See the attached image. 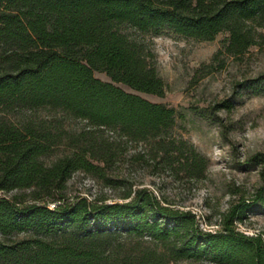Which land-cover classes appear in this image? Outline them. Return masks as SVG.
<instances>
[{
  "label": "trees",
  "instance_id": "obj_1",
  "mask_svg": "<svg viewBox=\"0 0 264 264\" xmlns=\"http://www.w3.org/2000/svg\"><path fill=\"white\" fill-rule=\"evenodd\" d=\"M130 29L200 40L227 32L214 59L240 57L264 45V0H0V190H20L0 194V264H264V233L236 224L264 204V184L215 230L147 186L124 201L66 197L78 169L112 182L107 169L124 141L142 142L132 160L156 169L198 179L207 168L175 131L178 109L139 93L164 96L167 83ZM78 118L87 126L65 124ZM142 241L153 247L134 251Z\"/></svg>",
  "mask_w": 264,
  "mask_h": 264
},
{
  "label": "rangeland",
  "instance_id": "obj_2",
  "mask_svg": "<svg viewBox=\"0 0 264 264\" xmlns=\"http://www.w3.org/2000/svg\"><path fill=\"white\" fill-rule=\"evenodd\" d=\"M130 32L146 39L167 83L164 96L139 93L178 109L175 131L205 155L207 168L198 179L169 168L156 169L151 160H132L131 155L144 148L142 142L124 141L123 153L107 169L112 182L97 180L78 169L67 182L66 197L70 201L78 196L124 201L128 199L122 196L125 192L147 186L164 204L191 210L202 227L218 229L221 217L232 205L243 199L249 201L264 184V45L252 46L240 57L221 53L214 59L227 32H220L212 40L186 37L171 29ZM95 75L110 80L105 72L95 71ZM65 124L81 129L87 126V120L71 119ZM17 191L0 190V194L10 196ZM236 224L247 233H264V204L258 201L248 208ZM152 247V243L142 241L134 251ZM178 264L222 263L190 258L180 259Z\"/></svg>",
  "mask_w": 264,
  "mask_h": 264
}]
</instances>
